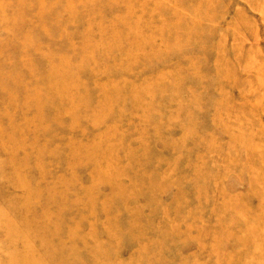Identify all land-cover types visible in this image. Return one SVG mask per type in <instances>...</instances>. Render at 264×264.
Returning <instances> with one entry per match:
<instances>
[{"label": "rangeland", "instance_id": "374dc122", "mask_svg": "<svg viewBox=\"0 0 264 264\" xmlns=\"http://www.w3.org/2000/svg\"><path fill=\"white\" fill-rule=\"evenodd\" d=\"M0 264H264V0H0Z\"/></svg>", "mask_w": 264, "mask_h": 264}]
</instances>
